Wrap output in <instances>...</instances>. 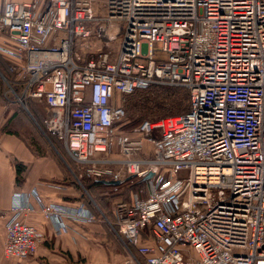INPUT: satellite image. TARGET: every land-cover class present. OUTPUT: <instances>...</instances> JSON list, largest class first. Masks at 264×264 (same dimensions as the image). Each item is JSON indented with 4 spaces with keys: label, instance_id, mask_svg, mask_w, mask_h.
<instances>
[{
    "label": "built area",
    "instance_id": "1",
    "mask_svg": "<svg viewBox=\"0 0 264 264\" xmlns=\"http://www.w3.org/2000/svg\"><path fill=\"white\" fill-rule=\"evenodd\" d=\"M104 8L106 26L96 30L94 0H4L0 54L15 61L17 82L0 76L5 95L47 111L35 123L60 142L79 186L85 175L121 182L113 191L146 182V193L115 200L109 219L86 190L93 209L14 191L0 209L3 256L21 264L35 254L44 233L27 218L37 205L55 235L69 221L106 223L125 264H264V0ZM113 20L123 27L116 51L82 59L78 41L94 30L112 40ZM154 85L185 87L188 111L124 129L125 97Z\"/></svg>",
    "mask_w": 264,
    "mask_h": 264
},
{
    "label": "crops",
    "instance_id": "2",
    "mask_svg": "<svg viewBox=\"0 0 264 264\" xmlns=\"http://www.w3.org/2000/svg\"><path fill=\"white\" fill-rule=\"evenodd\" d=\"M3 2L4 0H0V12ZM1 58L5 69L15 62L6 55ZM4 99L8 101V97L0 92V111L4 108ZM12 131H2L0 128V209L9 206L14 191L30 192L33 189L43 202L74 204L81 201L93 209L89 202L91 200L85 193L89 189L84 190L75 184L72 174L69 176L57 158L50 153L42 154L40 144L31 145L20 133ZM17 164H21L23 169L18 181ZM96 181L101 183L100 180ZM92 190L101 193L110 190V186L98 185ZM36 207L37 211L29 214L27 221L39 227L44 233V239L37 246L35 254L21 264H125L123 246L106 223L78 224L69 221L68 229L55 235L52 223L42 216L37 205ZM108 211L109 213H105L112 219L111 208ZM2 222L0 219V264H12V260L3 256Z\"/></svg>",
    "mask_w": 264,
    "mask_h": 264
},
{
    "label": "rangeland",
    "instance_id": "3",
    "mask_svg": "<svg viewBox=\"0 0 264 264\" xmlns=\"http://www.w3.org/2000/svg\"><path fill=\"white\" fill-rule=\"evenodd\" d=\"M104 2L105 0H94V14L96 16V19L101 21L98 22H92L93 27H97L96 30L103 28L106 26L105 23V16H106V10L104 8ZM113 23L115 24L116 30L115 35L112 40H106L97 35V32L94 30L93 36H91L87 40H79L77 44V52L79 56L83 59L88 57L89 55L93 54L96 51L99 50H110L112 52H115L117 49V45L120 42V39L122 38L123 30H122V23L113 20ZM100 24V25H98ZM3 75L7 80L10 78L8 77V74L2 70ZM9 78V79H8ZM11 81V80H9ZM7 86L5 84V81L0 76V92L1 94H5L7 91ZM155 90V89H153ZM144 96L148 98L149 102L147 103H139L138 107H133L131 103L135 100L133 97H129L126 99V102L124 103L127 119L128 122L131 123L135 119L139 118L140 116H144L143 119H140L133 123L132 126H137L140 121L144 120L145 118H150L151 116L148 115V110L153 108L154 101L158 100L159 97H163L165 94L159 90L157 94L154 93V91L150 90L146 93L144 92ZM8 97V101L4 99V108L0 111V128L2 131H16L17 133H20L24 138L25 141L29 144H40V152L42 154H51L55 158L59 160L62 166L66 168V171L69 173V176H71V172L69 171L67 165H69L75 172L73 177V181L76 183V177H78L80 174L76 170V166L74 165L73 161L69 159V157L66 155V153L62 150L60 144L54 140L52 137L48 136L46 133L44 134L36 125L35 121L39 122L44 118V116L47 114V111L43 108V106H38L37 108L33 105H30V102H27L28 110L25 109V107L20 104L15 96L11 93L6 94ZM158 96V97H156ZM165 97V96H164ZM141 99H139L140 101ZM32 102V101H31ZM167 102V101H166ZM145 104V105H144ZM140 106L142 109H140ZM134 127H131L128 129V131H131ZM12 131V132H13ZM149 146L147 147L146 151H149ZM48 151V152H46ZM85 175H82L79 177L81 180V183L84 186L83 177ZM86 177V176H85ZM89 178V177H87ZM88 194L91 197L92 200L95 201L97 205L100 206V208L104 212L109 213V208L112 209V204L115 200L123 199L125 197H131L130 192H127L125 188L122 189V198L115 197L114 192H110L109 190L102 191L99 193V191L96 190H88ZM126 191V192H125ZM146 193V192H145ZM129 194V196H128ZM88 196L89 200L90 197ZM112 197V198H111ZM114 198V199H113ZM128 199V200H129ZM126 200V199H123ZM91 203V201H89ZM106 214V213H105ZM124 250V248H123ZM125 259L126 260V253L124 251Z\"/></svg>",
    "mask_w": 264,
    "mask_h": 264
},
{
    "label": "trees",
    "instance_id": "4",
    "mask_svg": "<svg viewBox=\"0 0 264 264\" xmlns=\"http://www.w3.org/2000/svg\"><path fill=\"white\" fill-rule=\"evenodd\" d=\"M1 56L2 55L0 54V69H1V71L4 70V72H6L8 74V77L10 78V79L9 78L8 79L11 80L13 83H16L17 81L15 80L14 73L9 70L10 65H8V67L6 69L3 68L4 66H3L2 61H1V59H2ZM153 89H155V90H153ZM150 90L154 91L155 94H157L159 92V90H161V92H163V94H165L164 95L165 97L164 96L159 97V99L157 101L156 100L154 101L153 108L150 109V111L148 110V115H150L151 117L147 118V119L145 118L144 120L155 121V120L165 118L168 116H175V115L183 114V113L188 111V109H189V91L185 87H182V86L154 85V86H151V87L144 89V90H136L131 95H128L125 97L124 103L126 102L127 98L133 97V98H135V100L131 103V105L133 107L139 108V105H140L139 103H146V102L148 103L149 102L148 98H146L144 96V94H145L144 92L146 91V93H147ZM156 97H158V96H156ZM139 99H141V100L139 101ZM28 102H30V105H32V106L34 105L36 108L38 107L34 101H32V102L28 101ZM125 105H124V107H125ZM140 109H142L141 106H140ZM125 111H126V109H125ZM143 118H144V116H140L139 118L135 119L131 123L127 122L123 126V128L128 130L129 128L134 127V126H132L133 123H135L136 121L143 119ZM52 138L54 139V137H52ZM22 170H23L22 165L17 164L16 165L17 181L20 180V173L22 172ZM83 182H84L85 188L90 189V190L95 186L103 185V184L97 182L96 180H94L92 178H87L85 176L83 177ZM146 187H147L146 182L140 181V182H133L132 183L131 181L126 180L119 186L118 191H113L111 188L109 191L114 192L115 197L121 196V198H122L121 194L123 193L122 192L123 188H125V190L127 192H130V194L132 192H137L139 190H142L140 195L144 196L145 192H146L145 191ZM128 196H129V194H128ZM123 199L128 200L129 197H125Z\"/></svg>",
    "mask_w": 264,
    "mask_h": 264
},
{
    "label": "water",
    "instance_id": "5",
    "mask_svg": "<svg viewBox=\"0 0 264 264\" xmlns=\"http://www.w3.org/2000/svg\"><path fill=\"white\" fill-rule=\"evenodd\" d=\"M151 176H152V174H149L147 176V178H150ZM128 178H130V177H128ZM100 182L103 184H106L108 186H116V185H119L121 183L119 181H111V180H100Z\"/></svg>",
    "mask_w": 264,
    "mask_h": 264
}]
</instances>
